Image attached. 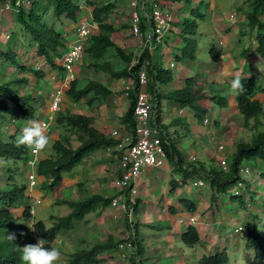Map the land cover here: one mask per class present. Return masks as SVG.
Listing matches in <instances>:
<instances>
[{"label":"rangeland","instance_id":"obj_1","mask_svg":"<svg viewBox=\"0 0 264 264\" xmlns=\"http://www.w3.org/2000/svg\"><path fill=\"white\" fill-rule=\"evenodd\" d=\"M165 1L169 6L171 4L175 5L176 10H172L171 15H169L172 19L169 32L170 40L163 47H160L162 50L159 48L150 51V55L162 57L163 67L168 64V61H166L167 56L175 61L174 54L179 55L180 49L185 46L181 36V22L187 18H195L198 25L197 35L195 37L190 36L188 39L190 40L189 43H194L196 46V60L190 61L188 58H183L179 62L175 61V65L183 68L192 66L194 68L193 76H196L197 73H203L204 76L202 77L206 78L209 84H212L209 86L211 94L222 93L229 98L228 108L220 110L212 107L207 123L196 122L189 111L185 110L186 112L181 117L187 116V126L182 124L167 126L173 139L177 140L176 146L185 157V160L188 161V153H190V156H194L196 159L193 162L197 165L196 167L199 168L200 165H203V168L209 171L212 167L219 168L220 161L224 158L226 160V157H230L234 153L237 143L249 142L254 134L252 126L255 122L249 121V127L241 122L242 118L236 108L235 95H232L229 86V81L233 79L229 75L241 77L244 73L248 76L253 74L259 81L264 83V60L256 54L255 35L257 29L252 30L245 18L250 10L251 2L249 0ZM77 2L82 6V9L88 8V6L92 7L89 2L93 6L113 5L112 11L103 18V21L113 27L114 31L119 33V36L116 34L113 37H111V34L109 36L113 40L120 39L127 42L134 37L130 34V24L133 12L132 3L135 0H77ZM6 3L8 4L9 1L3 0L0 2V85L26 79L27 84L13 83L11 87L19 94L25 92L32 94L42 105L47 107L52 92L50 93L49 90L50 94H48L46 90L48 84L46 79H50L53 72L51 73V68L43 62V58L35 56V48L29 43L30 37L22 32L21 27L15 22V13L10 3L8 7ZM136 3L137 11H142L140 13L141 19L145 18L149 10V0H136ZM23 5L29 6V2L24 0ZM180 5L181 7H179ZM232 13H234V19L230 20L229 15ZM200 15H203V17H200ZM262 18L264 19V16ZM76 26L77 24H69L61 28L60 31L66 34L69 39L75 35ZM98 33L99 30L97 29L93 35ZM145 48L147 47L141 45L139 41L138 44L135 43L133 50L125 49V51L132 53L137 59ZM210 48H214L215 58L210 57ZM243 51H245L244 54H242ZM7 53L8 56L16 59L17 65L11 64L6 59ZM112 54V52L107 54L106 60L114 69H123L125 64ZM230 61L231 64L234 62L238 71L233 70V72L222 73V68H230ZM59 62L57 60L55 63L60 65ZM93 63L94 61L88 55L84 56V59L77 64L78 79H81L84 83L89 80H99L109 85L111 81L109 76L102 72H95L92 68ZM20 66L24 70H21ZM178 67L171 69L172 74L178 72ZM31 68L40 69L47 78L37 81L29 72ZM205 70L207 72L204 73ZM229 70L231 71V69ZM37 84L43 89L42 92H38L34 87ZM123 93L121 88L117 89L116 95L121 107L127 103V98ZM257 98L262 101L264 106V96L258 95ZM4 102L12 108L11 101L8 98ZM41 104L39 105L42 106ZM167 104L168 101L163 104L162 115L167 110L169 116ZM61 108L60 113H83L82 110L85 109L83 104L75 108L70 107V105H67L64 109L63 106ZM45 110L47 109L42 108L39 111V121L44 117ZM172 111L175 116L178 115V108H172ZM12 117L13 115H7L8 122L3 124V131L14 130L16 124L18 128H21L20 133H22L27 124L21 123ZM172 119L175 118L171 117L170 120ZM259 122L260 126L256 131L264 132V118H260ZM45 132L50 137L49 146L46 150L39 151L35 160L47 157V153L51 152L53 141L59 138L62 130L58 129L55 124H51L49 130ZM127 133V130H124L122 136L126 137ZM72 145L77 146L75 139H72ZM221 145H223V151L219 150ZM118 158L116 156V159ZM164 165L166 168H163L165 175L163 180L159 181L155 178L160 175L156 174L157 171L163 173L162 170L154 169L152 172H148L149 177L147 179L142 182L136 181L135 185L137 187L142 190L146 188L147 190L145 195L144 191L138 189L139 193L136 196V201L138 200L137 208L129 207L127 211L128 207L122 209L121 207L117 208L109 205L99 208L82 221L73 220L71 227L62 232L53 243V247L58 248L61 253V264H65L70 254L77 249L91 248L94 245L105 244L107 241H111L112 244L118 246L117 249L112 251L99 253L97 258L101 260L100 264H195L196 258L223 250L228 253V264H261L252 258V252L246 247L247 233L243 226L248 222L253 223L256 216L260 224V231L263 229L264 165L259 161L243 162L242 164V167L248 168L249 173L242 174L244 188L241 189L239 195L244 197L247 210H242L238 203L233 202L232 198L229 197L232 196L230 193L218 198L216 207L210 209L211 191L205 186L192 187L190 184L192 180L190 179L184 188L176 189L173 195L169 194L173 196L172 199H169V196L168 200H164V195L168 196L169 193L167 190L169 181L181 179V175H176L167 161ZM94 166L90 160L89 171H94V174H89L82 182L89 190H83V193H81L82 198H78L79 192L74 196H69L71 197L69 202L92 195L103 198H116L117 201L122 199V195L119 194L113 184V175L117 166L115 167L112 162L104 164L102 169H99V167L96 169ZM28 169L29 167L22 163L20 170L14 176L15 182L26 187L24 191L28 199L25 201V205L30 207L32 216L30 220L24 222V228L13 230L16 240L23 243L24 246L34 244L38 240L32 234L33 219L42 220L45 226L50 228L54 220L64 217L70 212L67 205L56 204V196L53 192L43 191L40 187L43 177L37 175L35 181L38 187L31 188L28 178L30 171ZM3 180L4 177L1 176L0 186L3 184L1 182ZM67 190L70 189L67 188ZM251 192H253V195H251ZM155 195H158L159 198L154 200ZM61 197H58V200ZM184 198L196 203L197 212L192 215L182 212L170 216L168 208L173 206L181 210L178 201ZM13 213L19 219L22 216L21 209H15ZM192 218L193 221L190 220ZM19 224H23V221H20ZM135 225L139 229L138 240L141 242L142 247V253L140 254L138 253L139 248L131 244V241H134L133 230ZM188 225L196 227L200 234V241L193 248L185 246L179 239L180 234L186 230Z\"/></svg>","mask_w":264,"mask_h":264},{"label":"trees","instance_id":"obj_2","mask_svg":"<svg viewBox=\"0 0 264 264\" xmlns=\"http://www.w3.org/2000/svg\"><path fill=\"white\" fill-rule=\"evenodd\" d=\"M7 1H9L15 13V22L21 27L22 32L30 37L29 43L35 48V56L43 58L52 70L59 73L64 71L62 66L55 63L62 58L67 49V40L60 29L69 24H78L80 20L85 18L89 9H82L77 0H27L29 6H16V0ZM249 1L251 6L245 18L252 30L257 29L255 35L256 54L264 60V19L262 18L264 16V0ZM89 5L92 6L90 10L91 19L97 23V29L99 30L98 34L88 37L84 44L85 55H88L94 61L92 68L95 72L107 74L110 80L131 79L134 82L133 89L128 93L129 108L122 119V123L126 125L125 130L128 134H132V129L135 126V123H133V109L137 91L135 77L142 66L146 70L147 91L151 97L153 111H155L151 115L153 123L160 126L163 131L161 138L166 161L173 168L176 175H181L180 180L172 179L169 181L167 189L169 194L173 195L176 189L184 188L189 179L192 181L201 180L204 182L205 187L211 191L209 208H215L218 198L226 196L228 188L242 181L240 169L243 162L259 161L264 165V132L256 131L260 126L259 119L264 118V106L262 101L257 98L258 95L264 96V83L259 81L255 75L248 76L244 73L240 77L244 90L237 93L230 89L232 95H235L236 108L241 115V122L246 127H249V121L255 122L252 126L254 134L251 140L249 142H239L235 145L234 153L230 157H226L227 169L225 171L217 167H212L209 171H206L203 165L198 168L195 163L185 160V157L176 146L177 140L173 139L172 133L169 132V127L161 123V103L162 101L173 102L180 110L189 111L196 122H201L205 119L209 121L208 117H210L212 107L220 110L228 108L229 98L222 93L211 94L209 86L212 84H209L208 80L202 77L203 75L183 79L180 88H168L173 82V75L171 69L163 67L162 57L150 55L151 52L148 48H145L143 53L135 59L132 53L125 52L110 39L109 35L114 32V28L104 23L103 18L110 14L113 5L93 6L91 2H89ZM200 17H203V15H200ZM181 25V36L185 46L180 49L179 55L174 54V59L178 62L183 58L195 61L196 46L194 43H189L188 37L197 35L198 25L196 19H184ZM140 28L142 31L148 28L145 18L141 19ZM169 37L166 42L170 39ZM157 49L159 47L155 50ZM110 52L125 64L123 69H114L106 60V55ZM8 55L7 53L6 59L11 64L17 65L16 59ZM209 55L211 58L216 57L214 48H210ZM133 61H136V64L129 67ZM20 67L21 70H24L22 66ZM29 72L37 81L44 80L46 77L40 69L31 68ZM13 83L27 84L28 81L20 79L0 85V96L3 97H0V177H4V180L1 181L3 184L0 186V264H24L21 260L23 243L17 241L16 237L14 240L8 238L9 234H13L14 229L24 228V222L32 218L30 207L25 205V201L28 199L24 191L26 187L15 182L14 179L22 163L29 167V171L35 170L36 175L43 177V181L40 183L43 191L55 192L60 187L63 177L80 165L86 154L101 148L113 150V153L117 156L120 154L117 150L118 141L102 133L94 125L92 116L87 117L73 112L60 113V111L55 116L54 124L62 130V133L58 139L53 141L51 153L47 157L39 159L36 162V167L31 168L28 166L31 159V147L18 143V139L22 134L20 133L21 128H18L15 124L14 130L5 132L2 126L5 122H8L7 115H13L12 118L26 124L30 120H38L39 111L47 107L28 92L19 94L11 87ZM163 86L164 88H162ZM34 87L38 92L43 90L38 84ZM65 94L74 103L85 101L86 105L94 106L103 104L113 93L106 84L99 80H89L84 83L81 79L75 78L70 82ZM6 98L11 101L12 108L4 102ZM186 120L185 118H177L172 122L187 126ZM72 139H75L76 147L72 145ZM251 195H253V192H251ZM126 197L122 196L120 201L127 204L128 211L130 203ZM229 197L232 198L233 202L238 203L242 210H247L242 195ZM113 200L112 198L92 195L71 202L56 201V204L67 205L70 212L66 216L54 220L50 228H47L42 220L33 219L32 234L36 239H44L46 247H53L56 238L71 227L73 220L82 221L99 208L111 205ZM178 203L182 209L169 207L170 216L182 212L192 215L197 212L196 203L187 198L180 199ZM137 207L138 200L133 205V208ZM15 209H21L22 216L20 219L13 213ZM20 221H23V224H19ZM243 227L247 233L246 247L252 252V258L264 264V224L262 231H260V224L255 216L253 223L248 222ZM133 236L134 241H131V244L139 248L138 253L140 254L142 253V247L141 242L138 240L139 229L137 225L134 227ZM179 239L185 246L193 248L199 243L200 234L196 227L188 225L186 230L180 234ZM117 246L112 244L111 241H107L105 244L94 245L91 248L77 249L70 254L65 264H100L101 260L97 258L99 253L112 251L117 249ZM227 256L228 253L225 250L214 252L196 258L195 264H228L229 258Z\"/></svg>","mask_w":264,"mask_h":264},{"label":"built area","instance_id":"obj_3","mask_svg":"<svg viewBox=\"0 0 264 264\" xmlns=\"http://www.w3.org/2000/svg\"><path fill=\"white\" fill-rule=\"evenodd\" d=\"M23 4L24 0L15 1L16 6ZM8 5L9 3L7 4V7ZM132 6L133 12L131 16L130 34L137 38L141 45H145L149 51L155 50L158 46L163 47L170 35V22L172 19L169 15H171L172 10L176 11L175 5L171 4L169 6L165 0H149V10L145 16L148 28L145 31H142L140 28V13L142 11H137L136 0L132 3ZM179 7H181V5ZM229 19H234V13L229 15ZM95 30H97V23L93 22L92 19L89 21H80L77 24L75 30L76 41L67 47L62 58L59 60L60 66H62L67 73L64 82L65 85L62 86L63 88L69 86L70 82L76 78L73 67L84 59L85 41L88 37L94 34ZM135 64L136 61H133L129 67H133ZM174 64V60L170 59L168 64H165V68L173 69L175 67ZM133 84L134 82L132 81V86L125 89L126 96H128L129 91L133 89ZM135 84L137 86V91L135 93V106L133 109V123H135V126L132 129V134L127 133L130 136L127 135L126 137H123L118 130H114L111 133V136L118 141L117 150L120 152L118 158V176L115 177L114 186L122 196H127L126 198L130 203L129 207L132 208L136 203V196L138 194V188L135 185L136 180L141 176L143 171L150 168L161 167L166 161V154L161 138L163 131L160 126L153 123L151 116L153 105L151 97L147 91L148 79L146 70L142 66L135 77ZM64 93L65 92L62 88L56 89L52 93L48 108L43 117L44 120H41L42 125L46 126L45 131L49 130V122L60 112L64 100ZM207 121L208 120L205 119L202 122L207 123ZM219 150L223 151V145L219 147ZM106 151L110 152L111 150L106 149ZM38 153L39 152L34 151L31 148L30 154L34 158L30 159L28 162L30 167H36L35 157ZM195 161L196 159L194 156H188V162ZM219 168L224 171L227 169L225 158L220 161ZM243 173L248 174V168L242 167L240 169L241 176ZM28 178L31 187H34L36 185L35 173L32 172ZM190 184L194 188L205 186L204 182L201 180L191 181ZM242 188H244L243 179L227 190L230 195H239ZM111 206L121 207L122 209L128 207L125 202L117 201L116 198L111 203ZM190 220L193 221V218Z\"/></svg>","mask_w":264,"mask_h":264},{"label":"crops","instance_id":"obj_4","mask_svg":"<svg viewBox=\"0 0 264 264\" xmlns=\"http://www.w3.org/2000/svg\"><path fill=\"white\" fill-rule=\"evenodd\" d=\"M85 9H89V11L86 13V16H85V18H87V19H85V18L84 19H85V21H87V20L89 21L91 19L90 10L92 8L88 7V8H85ZM115 34L119 36V33L114 31L111 34L112 35L111 37H113ZM64 37L67 40V47L69 45H72L76 41V34L73 37L69 38V39H68L66 34H64ZM111 37H110V39L118 47H120L124 51H125V49L133 50L135 43L138 44V42H139V40L137 38H135V37H133L132 40H128V42L127 41H121L120 39H114L113 40ZM158 47L160 48V46H158ZM160 49L162 50V48H160ZM166 58H167L166 61L170 60L169 56H167ZM43 62L45 63V61H43ZM229 64H231V61H230ZM174 66L175 67L173 69H176V67H178V65L176 66L175 64H174ZM73 69L75 70L76 78H78L79 75H78V72H77V69H78L77 65H75L73 67ZM229 69H231V71ZM233 70L234 71H238L237 68H236V65H234V62H233V64L230 65V68H228V67L227 68H222V73L233 72ZM52 72H53V76L50 79H46V81L48 82V84L46 85V88H47L46 90H47L48 94H50L51 92L53 93L56 88L57 89H59V88L65 89L64 91L66 92L67 89H68V86L64 87V88L62 87V86L65 85L64 82H65V78L67 76L66 71H62L61 73H59L56 70H52L51 73ZM193 72H194V68H192V66H190L189 68L188 67H186V68L178 67V72H175V73L172 74L173 75V82L169 85L168 88L174 89L175 87H179V85L182 86L183 79H185L187 77H192L193 76ZM205 72H207V70H205L204 73ZM197 75H203L204 76L203 73H197ZM229 76H230V78H233V76H231V75H229ZM60 84H62V85L60 86ZM107 86L111 89L113 94L103 104H96L94 106H88V105L85 104V101H80V102L74 103L64 93L65 96H64V100L62 102L61 107L63 106V109H64L67 105H70V107H72V108L74 107L75 108V107H78L81 104H83L85 109L82 110L83 113H79V114H83V115H85L87 117L92 116L94 118V122H93L94 125L102 133H104L107 137H112L111 133L114 130H118L120 132V135H122V132L125 130L126 125L124 123H122V119H123V116L125 115L127 109L129 108L128 96L125 95V89L127 87H131L132 86V80L131 79L111 80L109 85H107ZM119 88H121V90L124 92L123 93L124 96L127 98V100H126L127 103L124 104V106H122V107H121V104L119 102L118 96L116 95L117 89H119ZM163 88H164V86H163ZM49 90H50V93H49ZM65 102L67 104H64ZM164 102L165 101H162V103H161V114H160L161 115V119H162L161 123L163 125H167V126L170 125V124L171 125H174V124L178 125V124H176V123H174L172 121H174L177 118H185L186 119L187 116L186 117H181L182 114L184 112H186V111L185 110H180L176 104H174L173 102H172L173 103L172 104L170 101H168V104H167V106H168L167 109H169V116L167 114L168 113L167 110L165 112H163V115H162V108H163ZM47 108H48V106H47ZM172 108H178V115L177 116L174 115V113L172 111ZM45 113H46V110H45ZM171 117L175 118V119L170 120ZM55 118H53L52 121L49 122L50 125L54 124ZM41 120H44V119L42 118ZM187 121L188 120H186L185 122H187ZM234 151H235V148H234ZM50 153L51 152L47 153V155H49ZM189 155H190V153H188V156ZM116 156L117 155H115L113 153V150L108 152V151H106L105 148L97 149V150H94V151L86 154V156L84 157L82 163L80 165L76 166L75 169H73L71 172L67 173L63 177V179H62L63 182L60 185L61 187H58L59 191L53 192L54 195L56 196V201H60V200L64 199L63 201L69 202L70 201L69 199L71 198L69 196H74L75 194H78V192H79L78 198H82L81 197V193H83V190L84 191L85 190L86 191L89 190L88 187L86 185H84V183H82V182H83L84 178L87 177L89 174H94V171H91V172L89 171L90 170V160L93 162V164L95 165L94 167L96 169H98V167H99V169H102L104 164L111 163V162L114 163L115 167L117 166L116 167V172L113 175V184H114L115 177L118 176V159H116ZM117 157H119V156H117ZM83 163H84V165H83ZM163 168H166L165 165H163L161 167H155V168L147 169V170L142 172L141 176L136 181L142 182L143 180L147 179V177H149L148 176V172H152L154 169L162 170L163 173H160L159 171H157L156 174H160V175H158V177H155L156 179H159V181H161L165 177ZM96 181H98V180L96 179ZM83 186H85V187H83ZM67 188L70 189V190L66 191ZM137 188L140 191L142 190L139 187H137ZM142 191H144L145 195H146V191H147L146 188H144ZM41 192H43V191H41ZM138 193H139V191H138ZM149 195H147V196L150 198ZM61 196H63V197H61ZM169 196H170L169 193H168V196L164 195V200L165 199L168 200ZM58 197H61V199L58 200ZM172 197L173 196H170L169 199H172ZM153 198L155 200V199H157L159 197H158V195H155ZM117 208H119V207H117Z\"/></svg>","mask_w":264,"mask_h":264},{"label":"clouds","instance_id":"obj_5","mask_svg":"<svg viewBox=\"0 0 264 264\" xmlns=\"http://www.w3.org/2000/svg\"><path fill=\"white\" fill-rule=\"evenodd\" d=\"M229 86L231 90L237 93L244 90V85L241 82V78L239 76L229 81ZM45 127L46 126L42 125L41 121L39 120L33 119L28 121L27 126H25L22 130V134L18 139V143L21 145L30 146L34 151L37 152L46 150L50 143V137L46 134ZM32 158L34 157L31 156V159ZM32 172L35 173L36 177L37 175L35 170H31L30 174ZM35 187L38 186L35 185L31 188L33 189ZM8 238L14 240L15 234H9ZM21 249V260L24 262V264H61V253L59 249L52 246L46 247L44 239H38L35 244L25 245Z\"/></svg>","mask_w":264,"mask_h":264}]
</instances>
